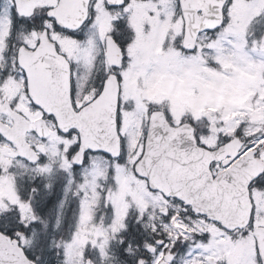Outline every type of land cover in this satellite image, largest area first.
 <instances>
[{
  "label": "snow or ice",
  "instance_id": "6c2138e0",
  "mask_svg": "<svg viewBox=\"0 0 264 264\" xmlns=\"http://www.w3.org/2000/svg\"><path fill=\"white\" fill-rule=\"evenodd\" d=\"M0 264H264V0H0Z\"/></svg>",
  "mask_w": 264,
  "mask_h": 264
}]
</instances>
